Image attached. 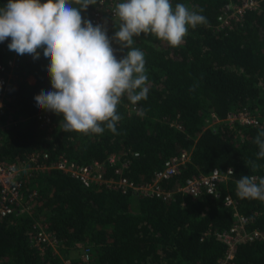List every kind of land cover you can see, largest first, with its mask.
Wrapping results in <instances>:
<instances>
[{
  "label": "trees",
  "instance_id": "trees-1",
  "mask_svg": "<svg viewBox=\"0 0 264 264\" xmlns=\"http://www.w3.org/2000/svg\"><path fill=\"white\" fill-rule=\"evenodd\" d=\"M99 1L81 11L83 19L92 22ZM244 1H256L259 7L245 11L230 29H217L224 7ZM7 2L0 0V8ZM170 3L173 9L184 4L206 17L207 23L188 26L184 42L175 48L153 34L133 38L131 48L145 56L149 91L147 99L136 105L121 97L116 134L104 125L102 134L64 132L63 117L54 112L56 126L51 131L43 128L36 115L44 109L36 107L34 97L54 91L43 49L37 50L34 60L30 54L9 50L10 37L0 42V62L14 57L18 65L4 102L0 161L22 165L32 155L46 154V164L64 156L90 165L115 154L127 163L122 177L143 185L168 159L184 151L190 161L178 175L161 182L163 189L174 191L186 179L209 175L214 169H231L232 175L217 186L215 195L175 193L163 201L104 186L84 188L55 169L32 172L24 177L22 190L26 199L36 191L30 212L0 217V264H65L66 260L67 264H222L227 245L218 235L232 227L235 212L246 219L248 233H264V201L236 195L241 176L264 178V158H257L254 143L264 130V0ZM120 23L107 30L118 60L130 50L111 39ZM140 109L143 115L138 114ZM244 110L258 124L229 128L224 122L227 116ZM213 116L220 123L209 127ZM104 177L114 178L113 169L105 168ZM226 196L232 206L224 205ZM39 221L57 240L56 250L40 252L33 246L30 237ZM85 249L89 260L71 258L72 252ZM224 264H264V239L238 243L233 259Z\"/></svg>",
  "mask_w": 264,
  "mask_h": 264
},
{
  "label": "clouds",
  "instance_id": "clouds-1",
  "mask_svg": "<svg viewBox=\"0 0 264 264\" xmlns=\"http://www.w3.org/2000/svg\"><path fill=\"white\" fill-rule=\"evenodd\" d=\"M95 2L8 0L0 8V42L10 37L9 50L30 54L34 60L39 57L37 50L43 49L54 91H41L34 102L39 109L62 115L64 132L102 134L106 127L116 134L122 118L117 113L121 97L136 105L147 99L149 91L145 56L131 48L133 38L153 34L175 48L184 42L188 26L195 28L207 20L184 4L173 9L170 0H123L116 5L115 15L121 23L111 39L130 50L118 60L106 27L81 16ZM138 114L143 115V110ZM254 143L259 148L257 158H264V130ZM236 195L264 201V178L241 176L236 181Z\"/></svg>",
  "mask_w": 264,
  "mask_h": 264
},
{
  "label": "built area",
  "instance_id": "built-area-1",
  "mask_svg": "<svg viewBox=\"0 0 264 264\" xmlns=\"http://www.w3.org/2000/svg\"><path fill=\"white\" fill-rule=\"evenodd\" d=\"M121 2L123 0L99 1L97 3V11L92 18L93 25L101 24L108 30L120 22L119 18L115 15V9L116 5ZM258 7V2L256 1H244L241 5H226L218 17L217 29H230L235 22H238L242 18L245 11H255ZM17 67L18 65L14 57L0 62V128L5 109V98L12 83L17 78L15 74ZM28 80L32 82L33 78L29 77ZM52 113V111L44 109L36 115V119L40 122L41 126L50 131L56 126L52 119ZM224 122L229 128H233L234 124L257 125L258 119L250 112L244 110L238 113H230ZM219 123L220 121L213 116V121L209 126L213 127V125ZM134 155L137 156V154ZM47 158L46 154L32 155L22 165L0 161V217L29 213L32 208L31 203L37 194L33 190L28 193L27 199L23 196L24 177L32 172H41L48 169L62 171L77 180L84 188L104 186L107 189L119 191L122 194L159 198L163 201L170 199L175 193L197 197L204 191L206 194L215 195L217 186L228 180L232 175L228 173L229 169L226 171L220 170L219 174L214 169L209 175L190 177L185 180L181 187L174 191H168L161 187V182L179 174L180 169L190 161L187 152L183 151L180 155L168 159L163 164V167L153 174L151 180L143 185H134L131 181L122 177L123 169L127 166V163L119 155H109L103 162H93L90 165L70 161L64 156H59L55 162L46 164L45 160ZM105 168L113 169V174L116 178H105ZM233 204L229 196L224 198L225 206H232ZM234 218V224L229 231L218 235V238L227 245L226 256L222 264L233 259V254L238 243L257 238L264 239V233L257 231L248 233L245 229L246 219L237 212L234 213ZM30 239L33 246L38 248L40 252H43L45 248H51V250H56L57 248V240L47 231V225L43 221L35 223ZM81 258L86 261L89 260V251L83 250Z\"/></svg>",
  "mask_w": 264,
  "mask_h": 264
},
{
  "label": "rangeland",
  "instance_id": "rangeland-1",
  "mask_svg": "<svg viewBox=\"0 0 264 264\" xmlns=\"http://www.w3.org/2000/svg\"><path fill=\"white\" fill-rule=\"evenodd\" d=\"M29 81V80H28ZM29 83H34V79H33V81L32 82H30L29 81ZM209 125H211V124H209ZM209 127H211V126H209ZM83 251V250H82ZM82 251L80 250V251H76V252H72L71 253V258H77V257H81V253H82ZM67 260L65 261V264H67Z\"/></svg>",
  "mask_w": 264,
  "mask_h": 264
}]
</instances>
